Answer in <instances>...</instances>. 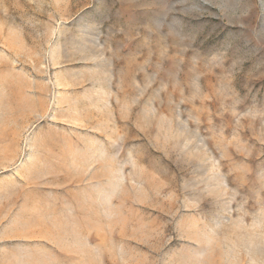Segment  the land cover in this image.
<instances>
[{"label": "rangeland", "instance_id": "1", "mask_svg": "<svg viewBox=\"0 0 264 264\" xmlns=\"http://www.w3.org/2000/svg\"><path fill=\"white\" fill-rule=\"evenodd\" d=\"M0 264H264V0H0Z\"/></svg>", "mask_w": 264, "mask_h": 264}]
</instances>
